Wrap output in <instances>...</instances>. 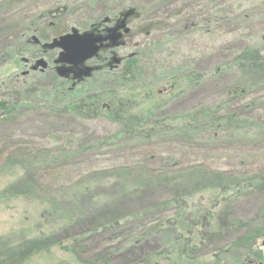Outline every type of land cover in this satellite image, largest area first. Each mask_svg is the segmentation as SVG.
<instances>
[{
  "label": "rangeland",
  "instance_id": "obj_1",
  "mask_svg": "<svg viewBox=\"0 0 264 264\" xmlns=\"http://www.w3.org/2000/svg\"><path fill=\"white\" fill-rule=\"evenodd\" d=\"M54 5L68 8L62 23L56 25L68 30L83 29L97 22L102 14L123 8L134 9L144 27L153 28L148 29L151 33L146 40L140 37V60L138 65L132 61L134 72L125 77V83L80 86L76 90L94 89L99 90L98 94L113 93L122 98H116L124 103V110L115 114L119 125L109 123L105 110L88 112L85 119L75 118L69 112L78 99L62 96V88H58L59 82L51 71L21 75L27 69L19 60L42 58L36 43H49L53 35L60 33L33 23L43 10ZM182 12L186 30L178 33L174 41L173 31L166 27L173 15ZM177 20L180 19H174ZM40 26L44 28L42 34L32 32ZM262 35L264 0H0V102L7 108V113L0 112V164L8 157L15 164L13 174L0 175V237L16 242L61 232L67 224L49 220L43 202L56 198L67 210L69 190L88 183L87 193L76 198L71 210L75 215L87 210L85 215L92 214L81 217L79 226L69 227L68 235L60 237L66 240L83 233L85 241L80 240L76 249L80 262L93 264L105 256L103 264H140L145 260L150 264H182L184 241L193 243L198 233L196 224L202 221V217L196 218L197 212L201 216L210 211L207 214H214L218 231L192 245L194 251L186 256L191 264H264V235L253 239L252 252L230 247L246 232L253 233L264 225V190L243 188L251 174H264V128L256 141L249 138V132L242 138L223 133L216 144L186 149L179 157L181 167L204 165L208 173L228 179V189L193 196L185 207L169 203L171 194L163 185L135 184L131 189V180L130 188L125 185L128 169L137 170L138 175L162 173L158 172L160 161L171 154L170 139L122 144L99 141L125 125V110L129 119L138 118L150 127L155 121L169 123L198 109L218 107L221 115L237 113L238 118L255 119L264 127V82L240 99L226 94L239 81L233 59L239 51L262 43ZM52 57L42 59L46 62ZM185 73L197 76V81L186 85ZM168 84H174V92L165 94ZM112 100L105 97L103 102ZM93 144L103 147L89 148ZM151 153L157 158L147 164L146 156ZM172 171L177 174L178 169ZM24 176L34 180L38 200L2 195L9 184ZM212 197L215 203L210 202ZM184 219L192 222L187 230L190 232H182L174 240L171 226L164 221L179 224ZM110 220L117 222L114 229L88 234L94 225ZM225 224L231 227L222 230ZM163 252L164 256L158 255ZM62 261L79 264L61 248L35 254L27 264Z\"/></svg>",
  "mask_w": 264,
  "mask_h": 264
},
{
  "label": "trees",
  "instance_id": "obj_2",
  "mask_svg": "<svg viewBox=\"0 0 264 264\" xmlns=\"http://www.w3.org/2000/svg\"><path fill=\"white\" fill-rule=\"evenodd\" d=\"M186 17V16H185ZM184 20H187L185 18ZM38 20H34L33 23H37ZM55 33V31L53 32ZM134 60H131L126 67V75H131L134 71L131 70V66L136 63L138 65L137 59L140 60V57H135ZM133 61V64H132ZM232 65L238 71L239 81L234 84L229 90L226 91V94L231 96L235 95L234 99L242 98L246 92L249 90L257 88L261 83L264 82V43H257L253 46L252 49L249 47L245 48L242 51H239L235 58L233 59ZM231 65L226 66L230 68ZM218 70V69H217ZM186 74V73H185ZM6 76V74H4ZM4 78V77H3ZM197 76L192 73H187L183 82L191 86L195 81H197ZM62 92L64 89H61ZM233 101V100H230ZM235 102H233L234 104ZM232 104V105H233ZM10 107V106H9ZM12 108V107H10ZM218 108V107H216ZM216 108H203L198 109V111L193 112L185 117H182L179 120H172L169 123H163L162 121L153 122L152 125L148 127L140 119H129L128 112L125 110L126 122L122 127L118 126V130H115L106 140H99L101 142L110 141L109 144H122L126 142L138 143V142H148L151 140H162L170 139L172 141V149L169 151V156L163 161H160V170L161 174L152 172L151 174H142L138 175L137 170L125 171V176L128 178L125 181V185L128 186V181H133L132 185L136 184V187L139 186H150L151 183H156L165 186L170 196L171 204L176 203L180 206H186V203L189 202V199L193 196H199L201 194H207L213 190H225L228 189L225 186L228 182V179L225 177H219L221 175L208 173L204 168V165L195 163V166H183L181 167V161L179 157H183V153L186 149L193 148L192 146H199L202 148L206 143H218L221 134H230L232 137L238 136V138L246 137L249 132V138L256 141L258 137H261L263 125L255 120H243L238 118L233 112L224 113L221 115L220 110ZM6 106L2 105L0 102V112L7 113ZM81 109V110H80ZM94 110H84L82 106H74L73 110H70L72 114L77 119L87 118L88 112ZM120 113V110H115L113 113L107 114V119L109 123H117L118 120L115 114ZM94 119V117H91ZM130 121V122H129ZM150 121V118L148 119ZM147 123V122H146ZM114 125V124H113ZM119 125V124H118ZM252 135V136H251ZM199 143H203L200 145ZM256 143V142H255ZM140 145H137L139 147ZM103 147L101 144L90 145L89 148L98 149ZM143 147V146H140ZM213 149V148H212ZM214 150V149H213ZM148 157V161L151 163L152 159H156V154L151 153ZM184 159V158H183ZM146 163H143V166H147ZM173 169H178L177 174ZM15 171V164L11 157H8L4 163L0 164V175L13 174ZM131 172V174H130ZM148 172V171H147ZM25 177V176H24ZM74 189L69 190V196L65 200L67 205V210L62 209L61 203L62 200L52 198L44 201L43 206L46 212L47 217L52 222H61L66 223L67 225L64 229H61V232L51 235H41L32 239H20L16 242H12L5 237H0V264H27L28 260L35 254L40 252H47L52 248H61V250L68 256H70L76 263L86 264L85 262H80L81 260L77 257V246L82 241H85L82 238V234L76 233V235L69 236L68 239L62 240L61 236H67L68 228L73 229V226L80 225V218L86 215H89L92 212H89L85 215V212H78L77 215L71 210L73 203L77 200L78 196H85L89 189L88 183H82L73 187ZM244 189H250L253 191H262L264 190V174H251L247 179L244 180ZM126 191V190H125ZM219 192V191H217ZM126 195L130 194L129 192L125 193ZM3 196L6 197H24L31 200H38V191L37 187L34 185V180H29L25 178H17L13 183L9 184L4 191L2 192ZM212 203L216 202L215 198H211ZM167 205V204H165ZM183 207V206H182ZM181 209V208H179ZM208 213L210 211H207ZM203 212L201 216L196 218L198 220L202 217V221L199 224H196L198 227V233L194 235V240L192 244H189L187 240L184 241L185 249L184 253L181 255L183 258L182 264H191L188 254L194 251L197 241L205 237L212 236L215 232L218 231V223L213 216L214 214H207ZM75 217V220H74ZM186 218V217H185ZM82 221V220H81ZM164 224L171 226L172 230L170 231L174 236V240H178L182 232L188 234L190 231H187L191 227L192 222L188 223V219H184L179 222V224L173 220L169 223L164 221ZM194 224V225H195ZM117 225V222L114 220L105 221L101 224L94 225L88 231V234L93 235L98 230H112ZM178 227V230H175ZM231 225L225 224L222 230H227ZM263 226H259L257 230H254L253 233L246 232L239 240L235 243H232L230 247L238 248L245 251L246 253L253 251V239L258 238L259 236L264 235ZM81 240V241H80ZM159 253L158 255H162ZM164 256V255H162ZM185 256V257H184ZM190 256V255H189ZM151 259V258H149ZM165 261L164 258H161ZM96 260V259H95ZM106 258L102 256L98 262L94 261L93 264H103L105 263ZM57 264H69L66 261H62ZM140 264H150L148 260L141 262ZM211 264H217L215 262Z\"/></svg>",
  "mask_w": 264,
  "mask_h": 264
},
{
  "label": "flooded vegetation",
  "instance_id": "obj_3",
  "mask_svg": "<svg viewBox=\"0 0 264 264\" xmlns=\"http://www.w3.org/2000/svg\"><path fill=\"white\" fill-rule=\"evenodd\" d=\"M128 9H120L113 14H102L98 18L97 22H92L88 24L87 27L83 29L76 30L79 35L87 34L90 39L97 41L95 43V47H97V52L90 59L86 60L82 64L77 67V74L81 71L90 70V73L87 77H73L72 74H69L67 77L58 76V72L62 73L63 65L56 63L59 58L60 50L55 49L53 51H49L43 49L47 43H41L39 45L36 43L41 52V55L44 58L45 56H49L52 54V58L50 61H46L47 68L45 71L40 74L51 71L54 76L56 82H59L58 88L64 89L62 92V96L65 98H74L78 99L74 101L73 106H82L84 110H105L106 114H110V110H124V103L116 98L122 99L115 94H98L99 90L94 89H86L85 91L77 92L76 90L80 88H95L100 84L105 83L106 87L108 84H121L125 83V74L126 67L131 60L139 55V51L142 48V44L138 42L140 37L145 40L148 38L150 30H153L151 27L145 28L144 21H141V16L133 9L132 15H125ZM69 13L68 8L65 6H50L49 8L43 10L38 16L37 20L40 25H43L44 28L55 31L54 34H57L59 31V35H53L54 39L63 35L70 33L73 29L72 27L63 28L56 27V25H60L64 17ZM178 15V14H177ZM173 15L171 23L166 27L169 31H173V39L176 41L178 39V33L183 34L186 30V22H183V18L185 14L180 13L178 16ZM174 19H180L174 21ZM41 26L37 30H32L33 33L42 34L43 29ZM150 29V30H148ZM75 30V29H74ZM50 32V33H52ZM142 34V36L140 35ZM151 33V32H150ZM111 35L115 36V39H108ZM133 39V41H132ZM38 41V40H37ZM132 41V42H131ZM33 45V44H32ZM126 50H137L133 53H126ZM39 58V59H42ZM37 60V59H36ZM45 61V60H44ZM27 69L25 71V75L27 76L28 71L31 70L35 65L34 61H27L23 64ZM48 65H50L48 67ZM36 72V71H34ZM112 81V82H111ZM174 84H168L165 88L164 93L169 94L174 92ZM158 95H161L158 92ZM61 95V93L59 92ZM107 97V99H113L112 101L103 102V100ZM174 100V99H173ZM76 103V104H75ZM73 110V109H72ZM81 110V109H80Z\"/></svg>",
  "mask_w": 264,
  "mask_h": 264
},
{
  "label": "water",
  "instance_id": "obj_4",
  "mask_svg": "<svg viewBox=\"0 0 264 264\" xmlns=\"http://www.w3.org/2000/svg\"><path fill=\"white\" fill-rule=\"evenodd\" d=\"M133 9L127 11L125 15H132ZM108 39H115L114 35L108 37ZM261 41L264 42V35L261 36ZM94 41L90 39L89 35L83 34L79 35L78 32L74 29L70 33L61 36L57 39L51 40L49 44L42 46L43 49L52 51L55 49L60 50L59 58L56 63L66 66L62 67V73L58 72V76L67 77L69 74H72L73 77H87L90 73V70L81 71L77 74V67L85 62L86 60L93 57L97 52V47H95ZM23 63H26L25 59H22ZM47 65L43 60H38L35 62L34 67L31 68V71H36L39 68V72H43L46 69Z\"/></svg>",
  "mask_w": 264,
  "mask_h": 264
}]
</instances>
